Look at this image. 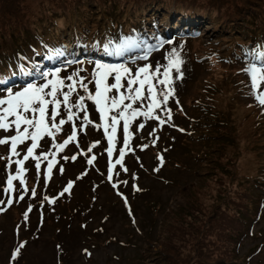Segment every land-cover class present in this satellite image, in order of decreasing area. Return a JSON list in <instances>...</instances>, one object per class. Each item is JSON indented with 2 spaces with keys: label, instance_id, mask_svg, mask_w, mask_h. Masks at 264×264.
Wrapping results in <instances>:
<instances>
[{
  "label": "rangeland",
  "instance_id": "rangeland-1",
  "mask_svg": "<svg viewBox=\"0 0 264 264\" xmlns=\"http://www.w3.org/2000/svg\"><path fill=\"white\" fill-rule=\"evenodd\" d=\"M145 46L152 48L147 60L132 54L113 62L107 55ZM173 49L183 76L172 73L174 93L163 106L171 119L157 109L153 115L166 123L144 116L131 121L130 150L111 181L101 173L106 135L94 102L85 100L92 124L84 131L80 113L55 140L40 141L36 154L55 152L77 126V141L56 152L51 176L47 161L37 170L30 158L25 185L13 181L20 190L9 198L14 205L0 203V264H264V106L244 71L264 63V0H0V99L30 83L22 75L33 72L30 65L36 84L56 68L62 79L78 72L88 83L96 61L126 64L133 74L145 64L159 65L162 73ZM88 88L95 92L94 83ZM146 105L133 106L144 111ZM60 111L57 122L66 119L63 106ZM8 135L0 130V138ZM116 138L123 144V122ZM30 144L18 145L19 156L0 145V195L3 171L8 166L15 175V161ZM91 155L96 159L88 164ZM117 159L114 150L113 164ZM69 181L73 187L60 195ZM238 229L246 234L236 250Z\"/></svg>",
  "mask_w": 264,
  "mask_h": 264
},
{
  "label": "snow or ice",
  "instance_id": "snow-or-ice-1",
  "mask_svg": "<svg viewBox=\"0 0 264 264\" xmlns=\"http://www.w3.org/2000/svg\"><path fill=\"white\" fill-rule=\"evenodd\" d=\"M128 44L129 42L125 41L123 47L128 46ZM131 46L135 47L136 45L132 44ZM145 48L144 55L139 57V59H148V54L152 48L147 46ZM116 54H123L122 47L117 48ZM181 64L182 60L175 49L172 50L167 65L163 66L162 73L161 66L159 65L153 70L151 65L145 64L137 68L133 74V70L126 64H104L96 61L93 78L88 82L94 83V93L89 91L88 83L84 82L83 77H79L78 72L67 76L65 79L70 81V83L66 84L65 79L59 76L61 72L60 68H56L52 72H43V83L36 84L30 82L16 92L8 89L7 98L0 99V130L9 132V135L0 138V145H10L11 155L19 156L20 153L17 151L18 145H24L26 141H31V144L30 146H26V155L22 159L15 161V164L18 165L16 174L8 175L7 187L4 191L6 193L11 192L14 187L13 181L15 180H19L21 185H25L24 173L27 171L25 161H28L30 158L35 161V168L37 170L41 168L42 160L47 161V176H51L56 152L62 151L69 143L77 141L78 130L76 124H72L71 133L62 143L54 145L55 152L36 154V149L40 147V141L45 136L55 140L56 134L62 131V126L73 122L74 118H79L80 113H83V116L82 123L79 125V131H84L88 125L92 124L87 105L85 104L86 99L94 102L99 112L100 120L103 122L102 126L109 144L107 148L109 158L113 155V145L116 140L118 126L123 122L124 147L119 150V159L114 164H110L108 179L111 181L113 168L117 164L122 165L125 150H130L129 141L131 133L129 132V125L131 121L138 116H144L152 117L158 120L160 124L166 123L167 121L161 119L159 115H153L157 109L165 111L168 114V120L171 119V110L163 106L167 105L169 98L174 93L172 87L174 79L172 75L173 71L178 74L176 78H182L183 76ZM244 71L251 76V87L255 99L261 106H264V91L260 90L261 85L264 84V63L260 66L252 63ZM50 76L52 77L51 79H49ZM109 78L114 82L108 83ZM125 78L126 83L124 82ZM157 84L162 85L163 88L158 89ZM65 88L67 89L66 91L64 90ZM78 88L83 89L86 95H79L77 92ZM121 89H126V91H121ZM145 92H147V95H145ZM74 93L77 95L75 101L71 99ZM138 101L141 103L147 101L146 110L142 111L140 107L133 106ZM50 105L52 108L49 114ZM62 106L66 110V119L60 118L57 122V118L61 117L60 110ZM96 127L99 128L101 125L98 124ZM143 127V124L139 125L140 129H143ZM11 131H14L15 134H11ZM98 143L99 141H96L88 148V152H91L92 148ZM50 156L51 159L49 158ZM64 159H68V157H64ZM71 159H76V156L71 157ZM94 160L95 156H92L87 162L88 164H92ZM160 160L162 163V156ZM9 162L11 163V161ZM59 170L63 172L62 167ZM124 171H127V168H124ZM73 183V181H69L60 195L69 192L73 187ZM113 187H116V185L114 184ZM27 191L28 189L25 186L24 192ZM31 195H36L35 189L32 190ZM19 199H24V196L20 195ZM49 202L55 203V200L52 199ZM0 203H3V201H0ZM8 203H12L11 199H9ZM25 219H27V213H25ZM17 252H19V249H17Z\"/></svg>",
  "mask_w": 264,
  "mask_h": 264
},
{
  "label": "trees",
  "instance_id": "trees-1",
  "mask_svg": "<svg viewBox=\"0 0 264 264\" xmlns=\"http://www.w3.org/2000/svg\"><path fill=\"white\" fill-rule=\"evenodd\" d=\"M10 3H11V1H10ZM16 7H18V5H16ZM43 42V41H42ZM34 47H35V49L37 50V52L39 51V49H42L41 47H38V46H36V45H34ZM129 49H125L124 50V52H123V54H125L126 53V51H128ZM216 124V127H218V128H220L221 126L219 125V122H216L215 123ZM224 123H222V125H223ZM117 142V139H116V141H115V143ZM106 146V145H105ZM122 147H124V145L123 144H119V145H116L115 144V147H114V150H120ZM104 154H108L107 153V150H105L104 149ZM94 156V155H93ZM92 157V155L91 156H89V159ZM95 157H96V155H95ZM96 159V158H95ZM101 173L104 175V177H105V180L108 178V176H109V168H108V159H107V162H106V167H105V173H104V171L103 170H101ZM5 175V177L3 178V182H2V189H1V195H0V201H8L7 199L8 198H6L5 197V195L3 196V194H2V192H3V189H5L6 187H7V177H8V175H9V171H8V166H6V170L5 171H3V176ZM117 183H119V181H117ZM116 183V184H117ZM14 187H13V190L11 191V193H15V192H19L20 190H19V187H17L16 185H13ZM115 194H118V196H119V198H121V196L122 197H124L125 196V193L123 192V191H121V192H117L116 191V193ZM54 195H51V197H53ZM46 197H49V195H47ZM11 206H13L14 204H10ZM16 206V205H15ZM17 207V206H16ZM21 208V207H20ZM24 210V209H23ZM229 218H231V217H229ZM228 218V219H229ZM242 219H244V218H240V217H238V221L239 222H242V223H245L246 224V221H244V220H242ZM246 234V231L245 230H242L241 232H240V229H238V231H236V235H233V237H234V239H235V248H236V250H237V244L241 241V239L244 237V235Z\"/></svg>",
  "mask_w": 264,
  "mask_h": 264
}]
</instances>
